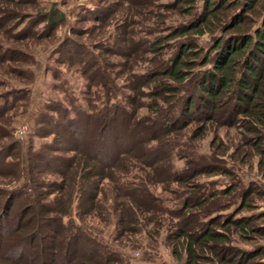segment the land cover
Listing matches in <instances>:
<instances>
[{"label":"trees","instance_id":"trees-1","mask_svg":"<svg viewBox=\"0 0 264 264\" xmlns=\"http://www.w3.org/2000/svg\"><path fill=\"white\" fill-rule=\"evenodd\" d=\"M38 1L0 0V21L13 22L10 28L23 22L19 33L32 26L30 34L42 36L63 19V15L55 3L45 8L40 7ZM241 1L205 0L197 13V21L180 24L165 35H154L152 29L147 32V37L135 35L132 45L127 48L126 57L132 56L130 60L139 58L146 65L140 68L141 71H130L125 62L122 70L124 85L127 91H131L122 95L125 103L117 97L116 91L120 92L108 69L109 55L118 53L116 45L102 42L95 45L98 52L88 46L79 50V57L74 62L78 70L90 77L88 107L83 106L81 98L69 86H64L63 99L46 103L42 110L52 118L48 121L50 129L42 133L40 127L38 133L41 137L54 134L56 139L60 134L57 128L65 119L68 125L81 130L76 138L79 143L88 135L89 138L85 139L87 147H73L76 153L63 159L55 155L60 150L55 140V144H46L33 155L29 150L24 157H20L21 162L8 167L6 172L3 170L5 164L0 163V175L8 177L3 182L0 180V184L18 183L15 189H0V264H36L37 260H41L40 264H123L118 251L110 250L81 231L77 236L87 240L92 247L88 254L77 252L73 246L76 239L68 237L71 229L64 224L70 212L80 210L83 202L81 194L87 192L88 204L95 199L98 189L94 186L97 179L93 175H104V166L105 170L125 167L122 174H130L135 180L137 172L147 178L154 170L156 178L160 177L157 180L175 182L180 188L188 184L187 190L176 191L180 197L186 195L179 209H166L158 198L144 190L146 185L129 182L123 184L126 190H120L122 195L132 198L131 209L133 205L139 208L141 200L150 207L146 208L148 212L152 208L170 216L167 219V237L176 258L185 256L186 264H264L263 245L244 249L235 243V236L247 239L263 234L264 223L257 222L264 220V211L241 214L254 206L251 198L254 194L264 192L252 181L243 183L241 190L230 184L225 189L208 191L204 184H195L193 180L198 174H228L229 171L218 159L210 161L221 165L210 164L198 157L188 141L191 138L190 129L199 122L203 123L202 128L208 122H215L219 128H233L241 137V146L254 149L260 156L259 164L264 167V7L261 6L264 0ZM105 3L87 10L91 11L90 16L97 23L82 34L94 37L95 42L97 37L100 39L107 33L104 28L112 25L111 17L116 12V2ZM131 3L132 0H129ZM28 4H36L34 13L24 12ZM261 12L258 25L253 26L256 21L252 14ZM127 17L122 23L115 24L117 41H124L123 33L130 26ZM38 23L44 24L38 27ZM215 29L220 30L219 35L209 45L198 44L200 36ZM77 31L73 30L72 34L78 35ZM176 37L180 38L174 45L175 52L168 54L165 48L171 44L167 43ZM105 54L108 56L105 57ZM5 57L18 58L23 62L31 59L20 52L9 55L7 50ZM195 58H202L198 70L194 69ZM104 61H108L109 66ZM120 66H123L121 62ZM62 83L63 80L60 85ZM29 90H20V94L15 91V95L9 92L0 97V112L5 110L10 97V102L17 96L29 98ZM113 99L116 100L111 103ZM143 109L146 113L142 112ZM55 116L57 118L54 119ZM118 119L129 131V141L124 148L117 147V141L116 145L112 141L115 146L110 148L111 157H108L102 154L100 144L105 138H115L113 126ZM9 147L4 145L0 149L2 157L16 156L7 152ZM44 151L50 154L48 162L59 165L52 168V173L60 176V181L44 180V174L49 172L44 170ZM133 158L142 165L138 166L137 172ZM174 159L183 161V168H176ZM21 175L26 177L25 182ZM190 186L192 189L189 191ZM89 190L95 191V194L92 195ZM235 197L240 198L238 206L225 213L229 206H233ZM18 200L19 204L14 206ZM7 202L10 204L6 208ZM11 217L9 222L12 227L5 230L6 219ZM4 230L10 232L6 234ZM1 237L11 238L16 245L7 244L4 247Z\"/></svg>","mask_w":264,"mask_h":264},{"label":"rangeland","instance_id":"rangeland-1","mask_svg":"<svg viewBox=\"0 0 264 264\" xmlns=\"http://www.w3.org/2000/svg\"><path fill=\"white\" fill-rule=\"evenodd\" d=\"M109 1L117 3V6L114 7L116 8V12H114L115 14L111 17L113 18L112 25L104 28V31L107 33L102 36L103 38L101 37L99 39L97 37L98 40L95 42L94 37L87 33L82 34V31H85V29L97 23L95 22V18L90 16L91 11L87 10H91L92 7L106 5L105 2L108 3ZM109 1H38L40 7L45 8L55 3L56 8H58L63 15V19L58 20V23L55 24L54 27L48 29L40 37H35L30 34L32 26L29 27V30L19 33L23 22L16 23V25L10 28L13 22L0 21V56L4 54L0 59V97L7 95L9 92H13L12 94L15 95L16 92L20 90L30 89L28 94L29 98H19L20 96H17V99L10 102V97L9 104L5 106L4 111L0 112V149L3 148L4 145H10L7 152L16 154V156L10 155L6 157L0 155V163L3 162L5 164V167H3V170H5L4 172H6L10 166H16V164L21 162L20 157H24V154L26 155L29 150L32 151L31 155H33L35 152L41 150L44 145L55 144V140L58 141L56 145H58L57 147L60 149L55 152V155H59L63 159L71 157L76 153L72 150L73 147L80 146L81 149L87 147L85 139L89 138L88 135H85V137L80 140L81 143H79L76 138L81 130H77L75 126L72 127L68 125L65 119L61 122L62 126L57 128L60 134L56 139L54 134L41 137L38 133L40 127H42V133L50 129L48 127V121L52 118H49L48 114L43 113L42 110L46 103L63 99L64 93H62V90L64 86H69L76 93L77 97L79 96L81 98L80 101L83 106L85 108L88 107L87 101H89L90 93H88L87 86L90 82V77H88L86 73H82L78 70L75 64L77 57H79L78 52H80L79 50L82 47L88 46L89 49L91 48L93 51L98 52L99 50L96 49V44L98 45L105 42L110 44L114 43L116 45L119 50L117 54L109 55L110 62H107L110 63V66L106 61H104V63L106 66H109V72L112 73V79L115 81L118 91L120 92L118 93L116 91L117 97L122 99L123 103H125L126 100L123 96L125 93H131V91H127L125 88V80L122 75L125 62L127 63V70L130 69V71H141L140 68H144L146 65L145 62L139 61V58L130 60L132 56L128 59L126 57L127 48L132 45L135 35L147 37L146 34H148L147 32L151 31V29L154 35H165L170 29L180 24L193 20L197 21V13L201 10L205 0H186L187 2L182 0L179 3L177 2L178 0H132L131 5L129 4V0ZM210 1L215 2L218 0ZM261 6L262 8L264 7V2ZM194 7L197 10L194 9ZM36 9V4H28L23 10L24 12L30 11L34 13ZM262 13L263 12L257 13V15L252 14L251 17L256 21L253 26L258 25ZM126 17L130 26H128L126 29L127 31L123 33L124 41H117V28H115V24L118 25L122 23ZM43 24L44 23H38L37 26L40 27ZM73 30H78V35L72 34ZM219 31V29H215L214 32H206L198 38V44L201 46L209 45L214 37L219 35ZM113 34L115 35L113 36ZM179 38L180 37H176L169 40L167 44L171 45L165 48L168 54L175 52L174 45ZM6 50L9 55L20 52L22 54L24 53V55H28L31 59L28 58V62H23L18 58L8 59L5 57ZM104 56L106 57L108 54ZM201 59L202 58H195V60H193L196 65V68H194L195 70L200 69L198 63ZM120 62L123 66H120ZM206 66L208 67L209 65ZM108 69L106 68V70ZM62 80L63 83L60 85ZM20 93L21 92H18V94ZM116 99H113L111 103H114ZM143 100L147 101L145 98ZM165 106L168 107V105H164V107ZM142 112L146 113V110L143 109ZM55 118L57 117L55 116L54 119ZM85 127L86 125L82 129L84 130ZM202 127L203 123L201 122L194 124L189 134L191 135V140L185 139L189 141L192 152L198 157L203 158L204 161H209L208 163L210 164L217 163L210 161L211 159L222 161V165H225L229 172L228 174L222 172L198 174L193 182L195 181V184H204L205 188L210 191L218 188L225 189V187L231 186L230 184L241 190L243 183L252 181L258 185L257 187L260 186L258 188L260 191L264 192V167L259 164L260 156L256 154L254 149L241 146V137L238 131L233 128H219L215 122H208L204 128ZM113 132L115 138H105L100 144L102 147V154L108 157H111L110 148L116 145V141L117 147L120 148H124L129 141V131L120 119L115 122ZM17 141L20 142L17 143ZM112 141H115V145ZM14 142H16L15 145ZM16 144H18V146H16ZM148 145L151 146L152 144L149 143ZM116 150H119V148ZM18 153H20L21 156ZM135 154L136 153H134L133 156ZM44 156L45 159L43 163L44 168L46 167L44 170L49 171L44 174V180L47 182L60 181V176L52 173V168L54 167L55 169L56 166L59 165L57 162H48L51 159L48 152L44 151ZM133 159L132 162L136 166L135 169L137 172V170H139L138 166L142 167V165H140V162H138L136 158ZM159 164H161V162L157 164L158 167ZM217 164L221 165L220 163ZM174 165L176 168L181 169L184 166V162L174 159ZM104 168L105 166L103 167L104 175H93V178L97 179L94 186H97L98 190L96 194L93 190H89V192L92 195L95 194V199L90 200L88 204L86 200L87 192L85 195L81 194L83 202L80 210L77 209V211L70 212L65 218L64 224L66 227H69L68 229H71L68 233V237L72 236L76 239L75 245L73 244L75 250L85 255L89 253L92 247L87 240L77 236L79 231H81V233L88 235L89 238L96 239L95 241H99L100 244L106 245L110 250L118 251L121 254L120 258L123 264H186L185 256L179 259L176 258L169 245L170 243L167 237L169 234L167 219H169L170 216L164 211H156L152 208L148 212L146 208L150 207L141 200L139 202V208L133 205V209H131L130 203L132 198H130L129 195H122L121 192L123 191L120 190H126L123 184L129 182H134L139 185L142 184V186L146 185L144 190L149 191L151 195L158 198V201L166 209H179L186 195L180 197L176 191L187 190L186 187H188V184L186 183L187 186L185 185V188H180L175 182L157 180L160 179V177L158 176V178H156L157 176L154 170H151L150 177L148 174V179L145 178V174L137 172L138 177L135 176V178H137L135 180L130 174H122L125 167L122 169V167L117 166L113 169L106 168V170ZM22 175L21 179L24 181L26 177H22ZM3 176L0 175V180H2V182L8 180V177ZM145 179L148 182L144 181ZM119 184H121L123 188L120 187ZM16 185H18V183H2L0 184V189L7 191L15 189ZM191 189L192 187L190 186L189 191ZM251 198L254 206H252L249 211L244 210V212H242L244 214L241 215H249L250 213L264 211V193L261 195L254 194ZM239 200V197H235L233 199V206H229L228 210L224 212L228 214L230 211H233V209L238 206L237 203ZM136 202L138 203V201ZM133 203L136 205L135 202ZM9 204L10 203L7 202L4 207L7 208ZM16 204H19V200L14 203V206ZM74 207H76V204ZM6 220L4 224L5 230L12 227V223L9 222L12 221V217ZM257 223L262 224L264 220L261 219ZM5 230L3 233L6 232ZM8 232H10V230L7 231L6 234ZM262 233L263 234L252 235L247 239L241 236H235V243L244 249L264 246V231H262ZM1 238L3 239L4 247L7 244L16 245L12 243L13 241L10 240L11 238ZM27 254L29 253L27 252ZM40 263L41 260L36 261V264Z\"/></svg>","mask_w":264,"mask_h":264}]
</instances>
